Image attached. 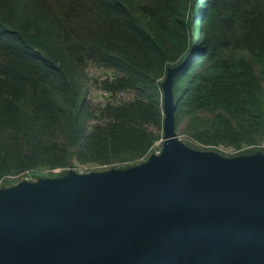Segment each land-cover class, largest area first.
Segmentation results:
<instances>
[{"label": "trees", "instance_id": "16d2710c", "mask_svg": "<svg viewBox=\"0 0 264 264\" xmlns=\"http://www.w3.org/2000/svg\"><path fill=\"white\" fill-rule=\"evenodd\" d=\"M181 63L185 143L264 154V0H0V188L141 163Z\"/></svg>", "mask_w": 264, "mask_h": 264}, {"label": "water", "instance_id": "95a60500", "mask_svg": "<svg viewBox=\"0 0 264 264\" xmlns=\"http://www.w3.org/2000/svg\"><path fill=\"white\" fill-rule=\"evenodd\" d=\"M182 65L162 83L161 153L79 184L69 169L0 199V264H264V154L214 160L181 144L172 77Z\"/></svg>", "mask_w": 264, "mask_h": 264}, {"label": "rangeland", "instance_id": "374dc122", "mask_svg": "<svg viewBox=\"0 0 264 264\" xmlns=\"http://www.w3.org/2000/svg\"><path fill=\"white\" fill-rule=\"evenodd\" d=\"M88 72L91 74V76L103 77L102 72L97 71L95 69H91ZM89 96L91 98H94L95 100H99V99L101 100V95H100L99 91L92 85L89 88ZM176 134L178 135V138L180 139L181 144L192 153L207 155L214 160H236V159H238L236 157H232L230 155H227V154H229V152H227L226 150L221 149V148H219L221 152H218V151L210 149V148L197 149V148L191 147V146L187 145L184 141V139L189 140L190 138L184 137L183 135L178 134L177 131H176ZM70 169L73 170V172H75V180H74L75 183H77V184L81 183L82 178H81V173L79 170L82 169V167L80 165H77V166L72 167ZM111 169L117 170L119 168H103V169H98V170H92L91 169L88 172H91V171H93V172L94 171L106 172V171H109ZM29 176H30V174H29ZM24 177H26V176H24ZM24 177L19 178L18 180H15V181L12 178H10V179H12V183L9 185H6L4 188H0V199L8 200V199H11V198L15 197L16 195L24 193V192H32V191L40 190L42 186L51 183L49 181H52V183H56V184L60 183V181L55 179L54 176H50L48 174L47 175L42 174V176L39 177V179L35 178L36 181H33V182L26 181V179ZM51 178H54V179L51 180ZM227 262L238 264L240 261H239V259L234 258V257H227L225 260H221L218 257L213 256L207 260L206 264H225Z\"/></svg>", "mask_w": 264, "mask_h": 264}, {"label": "built area", "instance_id": "2783aa9c", "mask_svg": "<svg viewBox=\"0 0 264 264\" xmlns=\"http://www.w3.org/2000/svg\"><path fill=\"white\" fill-rule=\"evenodd\" d=\"M163 137H161L160 139H158L153 145L152 147L148 150V152L141 158V161H144L146 160L149 156L155 154V155H158L161 153V150H162V144H163ZM259 146L261 147H264V141L260 142L259 143ZM221 149H224L226 150L227 152L229 153H233L235 152V150L233 148H224V147H220ZM81 166V165H80ZM82 169H80V173H85V172H88L90 171L91 169L92 170H96L98 169L100 166H91V167H88V166H81ZM101 168V167H100ZM26 180H29V177L26 176L24 177Z\"/></svg>", "mask_w": 264, "mask_h": 264}]
</instances>
